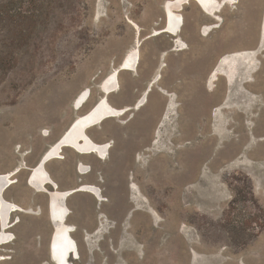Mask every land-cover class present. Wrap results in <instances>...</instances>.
I'll use <instances>...</instances> for the list:
<instances>
[{
    "label": "rangeland",
    "instance_id": "1",
    "mask_svg": "<svg viewBox=\"0 0 264 264\" xmlns=\"http://www.w3.org/2000/svg\"><path fill=\"white\" fill-rule=\"evenodd\" d=\"M168 1L0 0V175L20 169L4 196L27 211L1 264H54L31 169L136 46L138 69L105 96L124 114L88 131L107 158L63 147L46 165L75 192L72 263L264 264V0L190 1L179 37L155 36Z\"/></svg>",
    "mask_w": 264,
    "mask_h": 264
},
{
    "label": "bare ground",
    "instance_id": "2",
    "mask_svg": "<svg viewBox=\"0 0 264 264\" xmlns=\"http://www.w3.org/2000/svg\"><path fill=\"white\" fill-rule=\"evenodd\" d=\"M190 1L196 2L201 8L208 9L214 0H173L168 1L165 6L166 25L162 30L156 31L155 36L169 34L173 37H179L184 27V17L180 12ZM140 44V41H139ZM139 47H134L123 59L120 67L101 83V92L104 97L87 113L76 119L67 132L61 137L58 144L53 145L47 153L41 158L46 157V163L59 158L63 147L73 149L81 155H96L104 160L108 156L109 145L96 143L88 134V131L94 127L103 124L111 118H118L125 111L112 106L105 96L117 92L120 88L119 75L122 71H135L140 64ZM235 77V76H234ZM90 90H85L78 95L74 101L76 110L83 109L89 102L91 95ZM85 169L84 165H81ZM88 173V172H87ZM84 172V174H87ZM12 174L0 175V245H6L13 241L12 236L7 232L11 224V215L13 211L22 210L17 204L7 201L4 198V192L11 183ZM30 179V181H29ZM28 181L35 184L38 192L47 190L51 186L53 191L50 193L52 201L51 217L55 224V236L52 242L51 259L55 264H73L72 261L79 260L80 251L77 242L73 238L75 228L67 223L69 216L67 212L66 201L72 192L60 191L58 185L53 181L47 168L37 165L33 168ZM9 188V187H8ZM79 192L90 193L95 197L103 200L101 190L96 186L82 185ZM17 213V212H16ZM74 254V255H73ZM4 259L0 257V262Z\"/></svg>",
    "mask_w": 264,
    "mask_h": 264
},
{
    "label": "flooded vegetation",
    "instance_id": "3",
    "mask_svg": "<svg viewBox=\"0 0 264 264\" xmlns=\"http://www.w3.org/2000/svg\"><path fill=\"white\" fill-rule=\"evenodd\" d=\"M77 153V152H76ZM81 155V154H80ZM94 155V154H93ZM86 156H88V155H86ZM43 157V156H42ZM41 157V158H42ZM63 157H59V159H62ZM41 160V159H40ZM40 160H39V162H40ZM39 162L37 163V165L39 164ZM49 162H47V163H45V167H46V165L48 164ZM36 165V166H37ZM81 165H83V164H81ZM35 166V167H36ZM34 167V168H35ZM32 171H33V168L31 169V173H32ZM18 172H20V169H17L15 172H12V173H14V175H16ZM11 173V174H12ZM7 174H9V173H7ZM14 175H11V178L14 176ZM29 181H30V179H29ZM28 181V182H29ZM30 183V182H29ZM11 185H12V182L10 183V185L8 186L9 188L11 187ZM7 187V189L5 190V192L9 189ZM37 189V188H36ZM80 189V188H79ZM78 189V190H79ZM5 192H4V194H5ZM38 192V191H37ZM44 192H46L48 195H49V202H48V213H49V217H50V220H52V217H51V214H50V212H51V208H52V201H51V198H50V191H48V190H46V191H44ZM76 192H79V191H76ZM75 192H73V193H71V195L72 194H74ZM70 195V196H71ZM4 198H5V196H4ZM6 199V198H5ZM8 201V200H7ZM10 202V201H9ZM13 203V202H12ZM15 204V203H14ZM16 205V204H15ZM18 205V204H17ZM18 206H20V205H18ZM20 207H22V206H20ZM17 212V213H16ZM27 211H26V209H24L23 207H22V210H17V211H13L12 212V215H11V224H10V228L8 229V231L11 229V228H14L16 225H18L20 222H21V219H20V217L18 216V215H20V214H25ZM15 216V219L13 218ZM68 218H69V216H68ZM68 218H67V223H68ZM0 222H1V220H0ZM52 222H53V220H52ZM1 224V223H0ZM54 224V223H53ZM70 225V224H69ZM54 228H55V224H54ZM0 231H1V227H0ZM9 233V232H8ZM75 233V232H74ZM74 233H73V235H74ZM10 234V233H9ZM11 236H12V234H10ZM54 236H55V233H54V230H53V232H52V235H51V237H50V240H49V254H50V258H51V253H50V250H52V242H53V238H54ZM73 238H74V236H73ZM14 239L15 238H13L12 240L14 241ZM74 240H75V238H74ZM76 241V240H75ZM12 242V241H11ZM10 242V243H11ZM77 242V241H76ZM10 243H8V244H10ZM78 244V243H77ZM7 245V244H6ZM79 246V245H78ZM79 251H80V249H79ZM74 255V254H73ZM0 257H3L4 259H2V261H4V260H7V259H9V258H7V257H5V256H2V255H0ZM80 257H81V252H80ZM1 261V262H2ZM51 261H52V259H51ZM74 261H77V260H75L74 259ZM1 262H0V264H1ZM53 262V261H52ZM54 263V262H53ZM55 264V263H54Z\"/></svg>",
    "mask_w": 264,
    "mask_h": 264
},
{
    "label": "water",
    "instance_id": "4",
    "mask_svg": "<svg viewBox=\"0 0 264 264\" xmlns=\"http://www.w3.org/2000/svg\"><path fill=\"white\" fill-rule=\"evenodd\" d=\"M147 95H148V94H146V96H147ZM62 140H63V139H62ZM62 140H60V142H61ZM45 163H46V157L40 160L39 165L43 166V168H44Z\"/></svg>",
    "mask_w": 264,
    "mask_h": 264
},
{
    "label": "crops",
    "instance_id": "5",
    "mask_svg": "<svg viewBox=\"0 0 264 264\" xmlns=\"http://www.w3.org/2000/svg\"><path fill=\"white\" fill-rule=\"evenodd\" d=\"M29 183V182H28ZM30 184V183H29ZM38 191V189H36ZM48 207V206H47Z\"/></svg>",
    "mask_w": 264,
    "mask_h": 264
}]
</instances>
